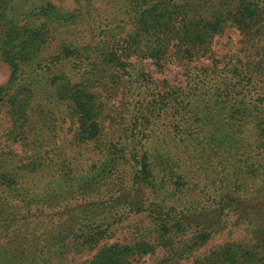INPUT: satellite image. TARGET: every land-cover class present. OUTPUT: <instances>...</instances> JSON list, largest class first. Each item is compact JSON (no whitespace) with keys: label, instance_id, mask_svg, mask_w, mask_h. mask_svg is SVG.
<instances>
[{"label":"trees","instance_id":"obj_1","mask_svg":"<svg viewBox=\"0 0 264 264\" xmlns=\"http://www.w3.org/2000/svg\"><path fill=\"white\" fill-rule=\"evenodd\" d=\"M13 1L0 0V52L11 69L8 84L0 87V111L7 105L10 138L32 147L35 156L19 160L0 145V264H56L71 250H95L132 216H144L150 229H140L130 244L104 243L81 264H133L158 248L167 255L156 264H178L234 228H242L250 243L225 244L193 264H264V95L247 101L264 73V0H232V8L231 0H111L118 15L128 17L112 28L98 24L107 21L103 15L93 18L97 0H76L97 24L95 46L101 48L81 51L62 43L59 65L72 57L88 62L78 66L75 83L63 73L44 80L50 69L30 63L56 28L88 22L83 12L23 0L22 23L13 25L6 16ZM230 22L258 45L247 65L239 60L223 71L205 69L189 77L186 87L161 90L127 61L138 56L161 67L170 53L206 57ZM128 24L133 29L126 33ZM116 28L122 32L113 34ZM17 40L23 42L19 51ZM30 71L37 72L34 79ZM108 77L111 84L124 80L133 96L143 89L145 97L131 102L126 131L100 142L106 119H114L107 111H117L99 93ZM46 83V99L35 104V86ZM65 104L77 118L76 146L89 155L68 163L41 154L49 129L44 118ZM201 162L212 176L197 191L194 176L205 175Z\"/></svg>","mask_w":264,"mask_h":264},{"label":"rangeland","instance_id":"obj_2","mask_svg":"<svg viewBox=\"0 0 264 264\" xmlns=\"http://www.w3.org/2000/svg\"><path fill=\"white\" fill-rule=\"evenodd\" d=\"M51 3L57 7L63 9L66 12L80 11L83 12L84 18L88 20L86 23L84 21L77 23L76 25H70L66 27L56 28L52 38H48L47 42L40 47V51L35 54L34 60L31 64L34 69L39 71H46L50 69L51 72L46 73V79L52 76L53 73H63L68 78H70L74 83L79 80L80 75L78 74V66L83 67L87 65L88 62H83L80 58H71V62H68V59L62 62V65H59V61H56V57L62 55L61 46L62 43L67 45L70 48H77L79 50H84L88 46H95L99 43L100 37L97 36L95 32V27L97 24L93 23L90 16H87V8L83 6V1L79 4L76 0H49ZM217 2V1H214ZM212 2V3H214ZM231 5L229 8L233 7V2L231 0ZM24 7L23 0L13 1L7 11V18L10 20L13 25H18L20 18L22 17V9ZM95 7L97 9L96 14L93 18L97 19V16L103 15L102 17L108 18L107 21L99 20L98 24L106 22L112 28L113 26L118 25V20L128 19L127 16L118 15L119 7H114V2L111 0H97ZM228 8V9H229ZM92 12V11H91ZM120 12V10H119ZM116 15H118L116 18ZM123 26V24H121ZM132 26H124V31L126 33L132 31ZM113 34H119L122 30L116 28ZM119 32V33H118ZM122 35V34H121ZM120 35V36H121ZM22 41L17 40L14 44L17 51L21 50ZM33 46V42H32ZM263 46V42L259 44V48ZM211 52L206 57L201 58H185L179 59L174 54L170 53L167 57V60L163 62L160 66H157L152 60L144 59L138 56H132L127 58V61L132 64L134 71H142L152 78V80L158 83V87L161 90L167 87H186L187 79L193 74L202 72V70L209 69L210 71H223L225 70L226 64L230 66L238 64L239 60L241 61L240 65L249 64L256 53L258 52V45L251 42L250 38L245 37L243 33L240 32L237 26L233 25L231 22L223 30V32L216 36L211 44ZM37 48L36 45L30 49V53H33ZM96 50H99L100 46H95ZM264 53V50H261ZM94 52V51H92ZM55 59V60H54ZM91 59L90 61H92ZM54 63H58L54 65ZM33 64V65H32ZM59 65V66H58ZM30 66V68H31ZM53 66V68H49ZM29 70V67L26 69ZM227 70L229 67L227 66ZM105 74H113L115 72L112 69H104ZM29 76L36 77L37 72L30 71ZM11 69L9 65L2 59L0 52V87H5L10 79ZM43 76V75H41ZM257 83V91L249 95L247 101H252L258 96L264 95V73L258 75L255 78ZM116 83V82H115ZM121 83V84H120ZM117 84V85H116ZM116 84L109 83V77L105 81L104 86L99 88V93L101 95L102 101L106 103L107 107L115 106L116 112L107 111L108 115H113L114 119L110 120L107 118L105 121L102 139L104 140L111 139L113 135L115 137L119 136L120 133L126 131L130 119L133 116V106L131 102L134 100H141L145 97V91L143 89L138 90L137 93H140L141 96L132 95V90L129 89L124 80L122 82L117 81ZM48 85L47 83L44 86H35V99L34 103H41L46 99L49 90H45ZM51 87V86H50ZM53 89V88H52ZM57 92L61 91L63 88L60 85L54 87ZM53 89V91H55ZM41 100V101H40ZM7 105L1 107L0 111V145L4 146V149L10 151L13 150L19 160L27 161L28 157H34V151L32 147L25 146L19 140H13L10 138V132L12 131V122L9 117V110H7ZM53 116V115H52ZM50 116L48 114L44 119L46 120L45 127L49 128L47 131L46 146L41 149V154L46 157H62V160L69 162H74L73 157H89L85 150L79 149V146H76V132H77V118L73 113V109L70 108V105L65 104L61 110L58 111V114L55 116ZM113 124V126H111ZM251 130V129H250ZM251 134V133H250ZM116 139V138H115ZM117 141V140H116ZM91 149L92 144H89ZM83 155V156H82ZM68 163V162H67ZM239 164L238 162H236ZM204 165L202 162L199 163L198 167L200 171L203 172L204 177H195V181L199 183V186L194 190L199 191L204 189L208 185L211 179L212 172L209 167ZM206 168V170H203ZM221 168H219L220 170ZM209 170V171H208ZM52 216V215H51ZM148 230L150 229V221L144 216H132L126 217L122 223L118 224L113 232L111 238L105 240L97 249L95 250H77L70 251L67 254L66 259L63 261H56V264H81L94 256L98 249L105 244H130L133 243L138 235L139 230ZM185 241L190 240V237L184 239ZM250 238L247 236L242 228H234L233 231H226L219 235L212 237L211 240L205 242L200 248L188 255L187 259L181 260L178 264H193L195 260L204 258L208 256L216 248L223 246L228 243L244 242L250 243ZM167 255V250L158 248L153 254H148L143 257L137 258L133 264H156L158 262L164 261Z\"/></svg>","mask_w":264,"mask_h":264}]
</instances>
